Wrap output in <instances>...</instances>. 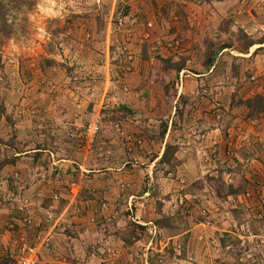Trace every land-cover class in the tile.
Returning <instances> with one entry per match:
<instances>
[{
	"label": "rangeland",
	"instance_id": "374dc122",
	"mask_svg": "<svg viewBox=\"0 0 264 264\" xmlns=\"http://www.w3.org/2000/svg\"><path fill=\"white\" fill-rule=\"evenodd\" d=\"M34 1L30 10L9 12L0 21V27L2 22L8 31V35L3 34L0 38V157L4 156L7 144L17 153L29 152L17 157L25 159L19 161L15 170L7 165L0 171V251L5 254V249L9 248L7 243L12 235L11 223L19 217L15 211L21 205L33 209L30 210L31 216L37 221L41 220V209H52L53 220L58 221V226H53L51 231H42L43 238L51 237L54 243L53 248L42 249V261L47 264H69L71 261L74 264H88L89 255L93 252L95 256H103L97 250L98 231L105 237L110 236L109 233L112 236L117 234V237L110 239L119 245L117 254L121 255L120 264H141L133 256L139 248L131 246L136 232L132 228L135 225L141 227L142 224H136V221L143 216L148 217L152 211L157 214L156 220L162 216L172 218L170 223V218H167L166 225L172 224L175 233L188 229L191 222L199 223L201 228H211L215 220L212 211L208 210L213 209L211 203L203 206L199 203L203 199L198 195L193 202L185 195L192 192L195 196L198 191L204 190L205 185L210 186L214 197L217 194L220 198L225 192H239L241 184L238 180L234 181L235 174L229 173L230 176L224 175L217 181L215 176L205 174L209 180L203 181L195 179V174L188 176V172L177 173L175 167L177 162L191 163L192 169L199 171L213 161L215 144L208 143L213 139L207 141L208 151L203 154V142L199 144L196 138L199 135L205 141L206 133L202 131L209 130L205 129L203 125L207 124L197 114L202 111L206 113L207 109L208 112L212 111L216 99L223 105L218 94L223 88L231 102L237 100L244 105L247 100L257 96L261 97V103L264 102V10L257 8L264 7V0L261 4L255 0L238 1V5L232 7L227 18L220 23L216 36L201 37L198 41L190 39L195 49L187 47L185 40L172 33L170 27H165L161 34L156 35L154 26L160 22L152 19L143 21V14L147 15L143 2L146 0ZM195 1L194 6L198 4ZM138 9L141 15L137 22L125 24L121 31L115 28L119 14H134L139 12ZM250 13L257 18V24L261 27H254L250 25L253 23L247 24L239 19ZM146 22L150 26H144ZM178 41L180 46L175 48L174 43ZM249 42L254 45L246 50ZM223 43L229 47L216 53L207 69L204 65L205 52H215ZM178 67L181 70L177 71ZM202 72H207L205 78H199L203 80L192 75ZM179 90L185 96L177 99ZM202 93L201 97L206 98L200 102L197 94ZM193 94L198 103L190 96ZM213 94L218 98L213 100ZM255 119V130L245 126L241 129L229 127L230 120L220 124L225 133L222 143L227 153L228 147L237 142V151L245 147L242 154L249 156V159L259 160V156H264L260 153L264 150V142H261L264 117L251 118ZM170 121H173L170 130L174 131L172 138H175V145L167 140V131L160 139L163 126L168 129ZM53 126L55 130L74 131L65 132V139L61 140L64 148L58 157L71 161L61 167L43 163L46 157H41L42 153L35 151L42 145L45 149H48L46 145L51 146L53 133L50 131ZM93 127H96V134L91 137L88 130ZM72 133L76 135L72 136ZM79 133L83 134L79 136ZM83 137L84 141L92 138L94 152L85 147L84 141H80ZM95 139L98 140L96 144ZM165 140L168 142L164 143ZM257 141L262 143V149L258 144L255 146ZM162 143L164 150L169 146L173 149L167 151V162L161 160L164 152ZM81 146L83 150L80 151L79 160L74 161ZM49 150L53 151L52 148ZM175 154L180 161L176 160ZM35 155V161L40 162L38 170L28 165ZM233 157L237 158L236 170L240 174L242 161L237 156ZM53 177L62 180V183L54 182L56 179ZM106 177L110 178V183L104 182L103 178ZM263 177L264 173L261 178L248 182L247 185L252 184L249 189L253 190L258 185V179L263 183ZM36 178H50L45 184L46 190L25 193L23 190L33 187ZM189 180L192 183L185 186ZM91 182L93 188L90 187ZM71 183L77 184L79 190L74 187L72 191ZM103 185L106 191L99 196L97 192L103 189ZM144 191L148 192V197L139 198ZM209 193L204 191L203 194L211 201ZM230 199H225L228 202L224 200L228 206H222L223 201L220 205L221 209L226 208L230 213L217 216L216 224L225 231L232 228L236 232L239 229L243 235L240 232L233 235L217 231L208 236L198 232V236L188 245L178 242L169 250L165 249L162 256L157 254L156 248L151 250L154 263L157 259L156 264H200L198 258L206 252L205 257L211 261L203 264H220L219 260L222 259H226L227 264H264V244L260 242L258 246L259 243H250L245 238L264 240L263 203L261 208L256 209L259 211L246 215L241 210L235 212L238 203ZM233 199L238 202L237 198ZM152 217L149 219L153 221ZM48 225L52 227L51 223ZM120 225L128 228L129 235L127 232L125 237L131 244L125 245L124 241H119L116 227ZM148 227L144 232L153 235V231H157L154 224ZM87 230L91 234L86 233ZM144 232L139 229L136 237ZM19 233L24 237V233ZM73 239L78 241L77 245H73ZM219 240L228 247L219 245ZM12 248L7 249V255L12 253ZM70 252H73V256ZM142 253L137 252L138 255ZM50 256H56L57 261H52ZM75 258L77 260L73 261Z\"/></svg>",
	"mask_w": 264,
	"mask_h": 264
},
{
	"label": "crops",
	"instance_id": "0c3cea01",
	"mask_svg": "<svg viewBox=\"0 0 264 264\" xmlns=\"http://www.w3.org/2000/svg\"><path fill=\"white\" fill-rule=\"evenodd\" d=\"M193 1L196 2L195 0H146V1H143L144 4L146 5L145 11L147 12V15H146V13L143 14V21L144 20L149 21L151 19L159 21L160 23L158 24V26H154L156 29V35L161 34L164 31L165 27H170L172 33H174L177 36L182 37L185 40L187 47L189 46L192 49L193 48L195 49V45L193 42L190 41V39L195 38L196 41H198V39L201 37L203 38L205 36H208V37L216 36V34L218 33V28L220 26V23L224 20L225 17L227 18V15L230 14L232 7H234L235 5H238V1L240 3V0H197L198 4H195L196 9H194L195 6L193 5ZM115 4L116 3L113 1L114 6H115ZM239 8H242V6L239 5ZM257 8L264 10L263 6L257 7ZM255 14L256 13L254 12V15ZM254 15H252L250 13L249 16L242 17L239 19L242 22H245L247 24H250L249 22L253 23L250 25H252L254 27H259V26L261 27L260 24H257V18H255ZM141 22H142V20H141ZM258 22L261 23L259 19H258ZM201 47H202V44L200 43V48ZM206 73H203V74H200V73H193L192 74L191 73V74L194 75V77L197 78L198 80H203V79H199V78H205ZM197 79H196V81H197ZM224 91H225V89L223 88V90L218 93L219 98L222 101L223 105H221L220 101L216 99V98H218V95H214L215 94V92H214V94L212 95L213 96L212 99L213 100L216 99V101L214 102V106L211 109L212 111H209L210 112L209 113L208 109H207L206 113H203V111H202V112H199L197 114L198 118H202L203 123L207 124V126L203 125L205 127V129H209V130L207 132H205L204 130L202 131V133H206L205 134L206 136H204L205 141H203V139H200L199 135H197L196 138H197V140H199V144H201V142H203V147H204V149H203L204 153L203 154H205L208 151L207 141L209 139H213V141L210 140L208 142L211 145L215 144V147L213 149V153H215V155L213 156L214 159H212L213 161H210V163L207 166H205L203 168L201 167L199 169V171L195 170L194 168L192 169L193 164L188 163V165H187L184 162L181 164H179L177 162V165L175 168L177 169V173L188 172L189 173L188 176L195 174V179L203 180V181H205V179L209 180V179H207V177H206L207 175H205V174H208V176H215L217 178V179H215L216 181L219 178H223L224 175L230 176L229 173L232 175L235 174L233 177L234 181L238 180V183L241 184V188L238 190L239 192H235V193L225 192V193H223L222 196L220 197L222 200L219 198V196L217 194H215V197H214V194L212 193L213 191L210 188V186H205V185H203L204 190L202 192L198 191L195 196L192 195V192H190V194H188L189 193L188 192L185 195V197L188 198V200H191L192 202L196 198V196L198 195L199 196L198 198L203 199V200H199V203L202 204L203 206H208L207 204L211 203V206H213V209L211 210L208 208V210H210V212L212 211L211 212L212 217L215 219L213 224H211L212 225L211 228L217 229L216 231H213L211 228H204V226H203V228H201L199 223L196 224V222H191L190 227L188 229H183L182 233L181 232L175 233L174 232L175 227H173L172 224H171V226L170 225L159 226L158 222H160V221H159V219H157L158 221L155 219L156 218L155 216H157V214L154 211H152V214H149L148 217H146V216L141 217L138 221H136V224L138 222H140L142 224L141 227L135 228L136 232L139 229L142 232H144V230L147 232V230L149 228L148 227L149 224H154L155 228L158 231L157 232L158 234L156 236H152L151 234L144 232V233L139 234L138 237H136V234H135L136 232H134L135 238H134V240L132 238V241H134V243L131 246L133 248H136V246H138L139 249H137V252L139 250V252L143 251L144 253H142L141 255H138L136 252V255H133V256H134V258L136 257L135 258L136 261H138V262L141 261V264H156L157 259H155V263H154V261L151 258L154 255H152V253H150V251L153 250L154 248H156L157 254H160V256H162L161 253L163 251H166L165 249L169 250L170 246L174 247L176 245V243H178V242H182L183 245H188V243H190L194 237L196 238L198 236V234H197L198 232H200V233L203 232L204 235H208V236H210L214 232L216 233L217 231H219V232H230L233 235H237L240 232L239 229H236L235 230L236 232H234V230L232 228L225 231L224 228L221 229L219 227V225L216 224L217 216L230 213L228 209H226V208L221 209L220 208V205H222L221 204L222 201H223L222 206H228L225 204L226 198H231V199H233V197L237 198L238 202L234 201L235 204L238 203L237 204L238 209L235 211L237 213H239V211L241 210L246 215H248V213L253 214V213H256L257 211H259V210H256L257 208H261V206H262L261 202L263 203V201H264V182L261 183L259 181L260 179L256 180L257 181L256 183L258 185L256 187H253V190L249 189L250 188L249 185L252 186V184L247 185V183L248 182L252 183V180L256 179L258 177L261 178L262 174L264 173V156H259V160L249 159L248 158L249 156H245V154H242L245 147H241V149L239 151H237V148H238L237 142H234L233 145L228 147V153H227V150H225L224 145L222 143V138H223V136L225 137V133L223 132L224 130L221 128L223 126L220 125V124H222V122L224 124V120H226V121L230 120V122L228 123L229 127H234L235 129H241V127L245 126V127H250L253 130H255L256 124H257V119L251 120V117H248V115H247L248 109L245 107V105H242L237 100L235 102H233V101L231 102L230 97L228 99L226 97V95L224 94ZM203 94L204 93L197 94V97H198L200 102L204 101L206 98V97H204V98L201 97ZM183 95L185 96V94L182 91H180V92H178V96L176 98L178 99V98H180V96H183ZM190 96H192L193 99L195 100L194 94L190 95ZM195 102L198 103L196 100H195ZM204 105L206 107V104H204ZM263 106H264V102H263ZM205 107H204V110L206 109ZM202 113L205 115H203ZM262 114L263 115H261L260 117H262V116L264 117V112ZM202 115L204 117H202ZM199 120H201V119H199ZM252 121H254V122H252ZM172 122L173 121H170V123H169V127L167 129L166 135H167V140L169 139L170 142L172 143V145H175V138H172V137H174L172 135V133L174 131L172 132V130H170L171 126L173 125ZM250 123H251V125H250ZM54 125H56V124L54 123ZM62 125H64L63 122H62ZM62 125L60 127H62ZM76 125H77V123H76ZM236 127H238V128H236ZM55 129L56 128H54V126H53V128H51V131H50L51 133H53V135H51L53 137V142L51 143V146L46 145L48 147V149H45L44 145H42V148L35 150V151H40V153H42V154H40L41 157H46V160H44L43 163L47 164L46 162H49L48 164H50L53 167H57V166L61 167V166H64L65 163H71L70 160H66L65 158L58 157L59 152H61L62 149L64 148L61 140L65 139V138H63V135L65 132H67V134H68V132L73 131V130L64 131L63 129H60V128H57V130H55ZM53 131H56V133H54ZM69 134H71V133H69ZM82 134L83 133H79V136ZM60 135H61V137H60ZM75 135H76V133H72V136H75ZM85 135H86V133H85ZM261 136H263L261 142H264V134L262 133ZM84 139L85 138L83 137V139H80V141L83 142ZM67 140H69V139H67ZM71 140L72 139H70L69 141H71ZM96 140L97 139H95L94 144H96ZM167 140H165L164 143L168 142ZM73 141H74V139H73ZM84 142L86 143L85 147L87 146L91 150V152L92 151L94 152L95 147L93 145H91L92 144V138L88 139ZM216 142H218V143H216ZM109 143H108V145H109ZM195 143L197 144V142H195ZM110 144H113V143H110ZM254 144H255V146L258 144L260 149H262V147L260 146V144H262V143L257 141V143H254ZM162 145H163L162 151H164V144L162 143ZM244 145L245 144L243 143V146ZM49 148H52L53 151L51 152V150H49ZM82 148L83 147L81 146L78 149L79 152L76 155V157H74V161L79 158L78 157L79 155H81L80 151L82 152V150H83ZM75 149H76V147H75ZM109 149H110V146L108 148V151H110ZM112 149H115V148H112ZM262 150L260 151V153L264 154V150L263 151ZM35 151H32V152H35ZM237 152H239V153H237ZM27 153H29V152H25V153H16L15 152L13 156L19 157V156L27 154ZM227 154H230V155H227ZM233 156H237L238 159H240L242 161V164H241L242 165V171L240 174H238L239 172L236 170V167L238 165L237 161H236L237 158L233 157ZM174 157L176 158V160L177 159L179 161L181 160L177 154H175ZM23 158L25 159V157H23ZM23 158H21V159H23ZM35 158H37V157H34V158L32 157L31 161H30V163H28V165H30L29 166L30 168H33V169L35 168L34 170H38L39 168H37V167H40V165H39L40 162L39 161L36 162ZM21 159H17L15 161V164H11L9 166H11V168L15 170ZM27 159H30V158H27ZM248 164H250L251 168L249 167ZM227 166H232L233 168H226ZM245 166H246V170H244ZM187 168H189V169L186 171L185 169H187ZM54 170H56V168H54ZM111 175H112V173L110 174V176ZM53 178L56 179V180H53L54 182L60 181L62 183V180L57 179L56 177H53ZM263 179H264V177H263ZM49 180H50V178H48L47 180H42V179L36 178L33 181V182H35V185L33 187H29L23 191L25 193H27V192H35V191L39 192V189L46 190L45 184H47V182ZM103 180H104V182L110 183V178L106 177V178H103ZM67 183H68V181H66V184ZM191 183H192V181L189 180V182L185 183V186H188ZM90 184H91L90 187H92V182ZM200 185H202V184H200ZM71 186H72V188H71L72 191L75 188L78 190L80 188L75 183H71ZM104 187L105 186L103 185L102 190L96 189V190H98L97 193L99 196H101L103 194L102 191H106V189ZM96 188H98V187H96ZM204 191H206V192L210 191L211 192V194L209 193V197L212 199L211 201H213V202L209 201L206 198L205 194H203ZM246 191H247V193L244 194ZM80 192H84V191H79V193ZM193 193H195V191ZM107 194H109V192ZM234 194H236V195H234ZM143 197H148V192L144 191V193L141 196H139V198H143ZM226 202H228V201H226ZM263 205H264V203H263ZM136 216H135V218H136ZM151 216H153L152 217V219H154L153 221L149 219V217H151ZM167 218H170V217H167ZM191 219L193 221V217H191ZM170 222H172V218H170L169 223ZM242 225H244L246 227L245 224H242ZM76 228L77 229L79 228V224H77ZM116 228H117V230H116L117 233H119V238H118L119 241L120 242L124 241L125 245L131 244L130 243L131 241L129 239H126V237H125L126 233L128 232L127 231L128 228H126V226L122 227L121 225L116 227ZM203 229L205 231H203ZM104 231L106 232V229ZM208 231H210V232L208 233ZM85 232L88 234H91V231H89V230H87ZM97 234L99 236V237H96V238H99V239H97V240H99V245L97 246V250L100 252V254H104V255L100 256L99 254H97V256H95V253L93 252V254L89 255L88 264H99L98 260L99 261H106L107 262L106 264H120V263H122L121 255L119 256L117 254V253H119V251L117 249V247H119V245L114 244L112 242V240L110 239L111 237H117V234L112 236L111 233H109L110 236H107V237L104 236L105 234L102 235L100 233V231H98ZM190 234L194 235V236H191V238H190ZM128 235H129V232H128L127 236ZM241 235H243V234L241 233ZM200 237L202 238L201 234H200ZM253 237H255V236H253ZM241 238H243V237H241ZM245 238L247 241H250V243L255 242L256 245L259 243L258 246H260V242H262V244H264V240H254V238H249V237H245ZM72 242H74L73 245L78 244V241L75 239H73ZM242 242H245V239H242ZM5 243H7V242H5ZM95 243H96V241H95ZM7 244H8L7 245L8 247L11 245V243H9V242ZM218 244L223 246L224 248L228 247L221 240L218 241ZM53 245H54V243H52V241H51V247L52 248H53ZM59 246H61V245H59ZM7 249H9V248L5 249V254H7ZM54 249H55V247H54ZM248 251L250 252L251 250H248ZM109 252H111V254H108ZM115 252H116V254H115ZM132 252H134V251H132ZM0 254L4 255L2 250L0 251ZM72 254H73V252H70V255H72ZM106 254H108V255H106ZM205 255H206V252L204 253V256L198 258V260H199L198 263L203 264L204 262H207V261L210 262L211 261L209 258H206ZM65 256H66V258H69L67 255H65ZM139 257H140V259H139ZM156 258H159V256L157 257V255H156ZM50 259L52 261H57L56 256H50ZM61 259L64 260V258H61ZM66 260L67 259H65V262H66ZM76 260H77V258L73 259V261H76ZM225 262H226V259L219 260L220 264H223V263L227 264ZM69 264H74V263L71 261Z\"/></svg>",
	"mask_w": 264,
	"mask_h": 264
},
{
	"label": "trees",
	"instance_id": "16d2710c",
	"mask_svg": "<svg viewBox=\"0 0 264 264\" xmlns=\"http://www.w3.org/2000/svg\"><path fill=\"white\" fill-rule=\"evenodd\" d=\"M34 4H35L34 0H0V21H2L3 17H5V15H8L9 12H17V11L21 12L22 10H30L34 6ZM121 15H124V14H119V16H121ZM3 34H4V36L8 35V31H7V27L5 26V24L1 22L0 38ZM0 44H2V41H0ZM253 45H254L253 43H250V42L247 43L246 50ZM228 47H229V45H227L226 43L225 44L223 43V44L219 45V47L216 49L215 52L209 51L208 54H207V52H205V56H206V61L204 64L205 67L208 69L211 66V63H212L216 53H218L219 51H222ZM176 70L177 71L181 70V67L176 68ZM253 98L247 100L244 105L248 109V114H247L248 117L259 118V116H261V114L264 112L263 102L261 103V100H262V99L260 100L261 97L259 98L257 96L254 99ZM176 109L180 110L178 107ZM178 113L181 114V110ZM166 131H167V128L165 126H163V129L161 130V133H160V139L163 138ZM5 147L6 148L4 150V156L2 158L0 157V171L2 170L3 167H5L7 165L15 164V161L18 159L17 157L13 156L15 151H14V149L13 150L11 149L12 148L11 145L7 144ZM169 148L172 149L170 146L165 147V150L163 152V156L161 158V160H163L165 162L168 161V160H166V156L168 159L167 151L170 150ZM172 151H173V149H172ZM35 157H37V155H35ZM44 206H47V205L44 204ZM15 212L19 214L18 209H16ZM20 219H21V216L19 214V217L17 219H15V222L11 223L10 229H11L12 235H11V239L8 241L9 243H11L9 248L13 247L16 251L18 249L19 243H21L24 239H25V242H28V243L35 242V240H37L38 242L45 240L43 238V232L42 231L43 230H45V231L49 230L48 226H47V228L43 227L41 229V227H37L36 224H34V223L33 224L22 223L20 221ZM159 221H160V222H158L159 226H164V225L166 226V224H167L166 222L168 220L166 217L162 216L159 219ZM137 227H138V225L137 226L135 225V228H137ZM135 228H132V230H135ZM38 230H40V231H38ZM19 232L24 233V237H22ZM47 240H48V244L50 247L51 246V237H48ZM12 253H8V255L7 254L6 255L0 254V257L3 259L2 261H0V264H6L7 261H13V259L15 257L14 254L16 252H14L13 254ZM16 255H17V253H16Z\"/></svg>",
	"mask_w": 264,
	"mask_h": 264
},
{
	"label": "built area",
	"instance_id": "2783aa9c",
	"mask_svg": "<svg viewBox=\"0 0 264 264\" xmlns=\"http://www.w3.org/2000/svg\"><path fill=\"white\" fill-rule=\"evenodd\" d=\"M261 1H263V0H256V3H260ZM138 11L139 12H137V13L135 12L134 14H130V12H129V13H126L124 15L118 16L117 19H116L117 21H115V28L118 31H121L122 28L125 26V24L132 23L134 21L137 22L136 20L141 15L139 9H138ZM146 24H147V22L144 24V26ZM146 26H150V24H147ZM174 46H175V48H177L178 46H180V42L179 41L175 42ZM95 128L96 127H93V128H90L88 130V133H90L91 137L96 133ZM214 155H215V153H213V156ZM39 197H40V195H39ZM55 199H57V196H55ZM230 200H233V199H230ZM40 201H38V205L41 204ZM233 202H234V200H233ZM263 203H264V201H263ZM41 208L42 207H40V209ZM30 210L25 205H21V207L18 208V212H19V214L21 216L20 221L22 223L33 224L34 221H37L36 218L31 216V211ZM40 213H41V220L37 221V223H35L37 227H41V229L43 227L47 228V226L48 227L50 226L48 224L51 223L52 227L49 228V230L51 231V229H54V227L58 226L57 225L58 221L54 222V220H53L54 214H53V210L52 209H44L43 208V209H41ZM153 232H154L153 233L154 236H156L158 234L157 231H155V230ZM44 239L45 240H42L40 242L35 240V242H32V243L25 242V239H24L21 243H19L18 249L16 251L14 250V248H12L10 250V252L11 251L12 252H16L17 255L15 253L14 254L15 257H14L13 261H7L6 264H47V263L42 261V252H43L44 249H48V247H49L47 238H44ZM2 260L3 259L0 257V261H2Z\"/></svg>",
	"mask_w": 264,
	"mask_h": 264
}]
</instances>
